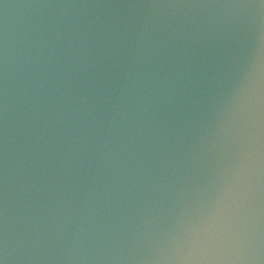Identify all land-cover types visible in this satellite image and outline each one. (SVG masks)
Listing matches in <instances>:
<instances>
[{"label":"water","instance_id":"95a60500","mask_svg":"<svg viewBox=\"0 0 264 264\" xmlns=\"http://www.w3.org/2000/svg\"><path fill=\"white\" fill-rule=\"evenodd\" d=\"M0 264H264V0H0Z\"/></svg>","mask_w":264,"mask_h":264}]
</instances>
